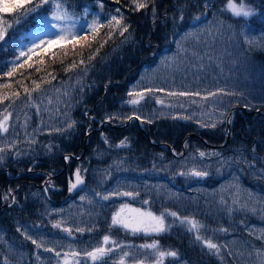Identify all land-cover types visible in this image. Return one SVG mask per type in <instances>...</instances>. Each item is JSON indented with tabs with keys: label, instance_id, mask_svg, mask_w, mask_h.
<instances>
[{
	"label": "trees",
	"instance_id": "obj_1",
	"mask_svg": "<svg viewBox=\"0 0 264 264\" xmlns=\"http://www.w3.org/2000/svg\"><path fill=\"white\" fill-rule=\"evenodd\" d=\"M245 3L257 15L234 17L224 11L226 0H148L138 10L133 0H67L82 26L94 19L106 24L123 14L129 30L120 36L113 28L111 39L107 27L95 37L89 34L90 46L83 49L86 72L84 65L64 70L81 58L77 46L76 54L69 47L68 55L50 58L46 70L12 78L20 97L0 103V117L11 113L7 137L0 139L5 147L0 153V264H57L56 251L63 254L72 246L83 254L108 233L121 242L117 228H109L111 216L122 204L137 203L130 197L100 198L114 190L138 192L136 199L147 201L144 209L157 215L170 210L196 219L204 226L203 240L218 245V252L208 249L187 225L166 216L168 230L158 240L178 256L166 257L164 264H264V0ZM37 15L14 23L5 42L14 33L22 39V30L29 28L24 37L29 42L37 34L34 27L43 33ZM5 19L13 20L11 15ZM97 48L98 55L88 61ZM14 55L12 48L0 51V62ZM184 58L185 67L180 65ZM40 77L50 82L42 83L31 99L15 82L23 80L31 89ZM133 90L145 92L137 105L128 103ZM181 91L200 95H168ZM211 92L217 95L203 99ZM132 115L140 117L143 128L133 120L125 129L108 125L91 134L104 122L120 126ZM191 134L197 137L187 139ZM86 138L84 158L69 159L66 171L45 183L49 174L65 169L66 156L82 155ZM119 143L131 146L118 150ZM81 164L88 169V183L73 196L69 183ZM192 170L207 176L190 175ZM13 197L14 204L5 206ZM57 222L71 227L77 239L53 227ZM27 236L41 239L42 246ZM56 238L76 242L45 251L46 241ZM122 242L138 246L151 240ZM144 251L150 250L136 256L142 258Z\"/></svg>",
	"mask_w": 264,
	"mask_h": 264
},
{
	"label": "snow or ice",
	"instance_id": "obj_2",
	"mask_svg": "<svg viewBox=\"0 0 264 264\" xmlns=\"http://www.w3.org/2000/svg\"><path fill=\"white\" fill-rule=\"evenodd\" d=\"M135 3V8L143 9L148 6V0H133ZM45 5H48V10L51 12L50 18L47 15L41 14L38 19L41 25L42 35L34 34L32 42L29 44H24L23 40L19 39L14 33L13 36L5 42V38L8 36L9 29L13 27V24L20 23L22 19L28 17L32 13H37ZM103 5H101L102 7ZM120 10L117 9V12ZM224 11L230 12L234 17H243L248 19L257 15V12L254 7H248L245 4V0H240L239 4L236 0H226ZM19 12V16H15L13 20H6L3 16H0V51H5L8 48H12L15 52V55L12 59H6L0 62V103H3L5 100H12L15 103V100L20 97V92L13 88L12 78L20 72L21 69L33 68L35 67L36 72L41 71V67H36V65L43 66L44 56L51 52L52 49L60 48L64 55H68L67 48L71 46L73 54H76L77 46H80V59L79 61H73L69 64L64 70L72 71L78 65H84V71H87L86 61L83 57V49L90 46L89 34L95 37L98 34L99 29L109 28L108 39L112 38L113 32L111 29L118 28L119 35L123 36L124 33L128 32L129 25L123 24V14L119 18L115 15L111 16L107 23H101L100 20L94 19L90 25L81 26L84 30L77 29V21L74 19L72 13L68 10L67 0H0V13H16ZM183 19V17H181ZM199 19V17H197ZM48 29H55L54 34H49ZM107 41H105L106 43ZM249 44H254L256 42L249 40ZM261 46L264 47V41H261ZM103 47V44L100 45ZM99 48L91 52L87 60L91 61L95 59V56L98 55ZM57 53H52V57L55 58ZM34 57H40L39 60L34 61ZM21 75H23L21 73ZM52 73H48V76H51ZM55 79V77H52ZM17 84H20L23 88L24 93L31 99V94L34 91L40 89L42 83H49L47 77H40L39 81H32V88L29 89L27 85L23 83V80H16ZM11 89V91L5 92L4 90ZM146 91L151 92L153 89H147ZM157 91H162L157 89ZM235 95V93H225ZM144 91H130L128 96L134 97L129 100L128 103L132 105H137L144 98ZM170 96H199L200 93H191V92H169ZM216 92H211L208 96H204L203 99L207 100L209 96H216ZM195 103V101H193ZM11 105H8L10 107ZM11 116V113H7L0 119V131H8V120ZM131 117H129L130 119ZM136 119H140L139 116ZM73 123L67 125L68 128L73 126ZM60 131V129H57ZM5 151L4 146H0V153ZM205 153L201 152L200 156L203 157ZM190 175L197 177L207 176L206 171H196L192 170ZM184 175V173H181ZM84 181L81 178L80 169L78 168L75 172V182L71 184V189H75L77 185L83 184ZM70 189V190H71ZM96 195H100L97 193ZM139 195L138 192L132 191H112L110 193L106 192L103 195H100L102 200H109L113 197H130L135 199ZM83 200L84 197L82 196ZM147 203V201H145ZM166 216L174 218L175 221H179L182 225L188 226V231H194L196 233V239L203 240V237L200 235V229L204 226L200 224L196 219L190 217H180L177 212L166 210L165 213L159 215L151 212L144 211L140 208H133L129 204H122L121 207L111 216L109 228H120L123 229L126 233L131 235L142 234L144 236L156 237L168 230L166 226L165 218ZM53 227L62 229L66 232L69 237L73 236V230L71 227L62 226L61 222H57ZM89 231L92 230L90 227ZM76 231L83 233L85 229L83 227H77ZM223 231H226L223 230ZM27 239H30L37 248L42 245L37 242V240L32 239L31 236H27ZM208 249H216L219 251L218 245L213 243L210 239L203 240ZM45 251L52 252L53 248H45ZM141 250H150L144 251L143 257L139 258L136 256L137 252ZM112 253H116V257H112ZM55 255L57 257H62L63 264H82L81 256L83 255V264H107V259H113L115 264H148L151 260V264H164L166 257L177 258L178 253L174 250H164L162 249L159 240L155 238L151 242H145L140 245H131L124 242H118L113 238L111 233L104 234L102 236L101 242L99 245L92 247L91 250L85 249L83 254L81 251H78L76 248L69 247L63 254L60 251H56ZM131 257V261L128 258Z\"/></svg>",
	"mask_w": 264,
	"mask_h": 264
},
{
	"label": "rangeland",
	"instance_id": "obj_3",
	"mask_svg": "<svg viewBox=\"0 0 264 264\" xmlns=\"http://www.w3.org/2000/svg\"><path fill=\"white\" fill-rule=\"evenodd\" d=\"M237 3L239 4V2H237ZM245 4H246V6H248V7H252V6H249L247 3H245ZM256 12H257V11H256ZM229 13H230V12H229ZM35 14H38V15L36 16V21H37L38 25L41 26L40 23H39V19H38V17H39L41 14H44V15H47V16L50 18V14H51V12L49 13L48 5H45V6H44L43 8H41L37 13H32V14H30L28 17L24 18L23 20H26L27 18L31 19V18L33 17V15H35ZM230 14H231V13H230ZM6 15H11L12 18H14L15 16H19L20 13H19V12H16V13H7V14H3V17L5 18ZM250 18H251V17H250ZM248 19H249V18H248ZM78 20H80V19H78ZM81 26H82V22H81V20H80V22L77 21V28H79L78 30H84L83 28H80ZM31 31H32V28H29V29H27L26 31L22 30V34H21L20 36H21V38H22L21 40H23V43H24L25 45H26V44H29V43L32 42V40H33L34 34L32 35V37H31V41H30V42H29V40L24 39L25 36L30 35V34H28V33H30ZM33 31H35V32H36L37 34H39V35H42V34H43V33H39L40 30L37 31V27H34V28H33ZM17 32H18V31H17ZM48 32H49V34H54V33H55V31H53L52 29H48ZM69 47H71V46H68V48H69ZM68 48H67V51L69 50ZM52 53H57V55L55 56L54 59H58L59 57H62V55L64 54V52H63L60 48L52 49L51 52H49L47 55L44 56V61H45V63H46L50 58H53V57H52ZM39 59H40V57H34V61H35V60H39ZM45 63H44L43 66L36 65V67H41V70H42V69H43V70H46V69H48V68H46ZM185 64H186V60H185V58H184V59H182V62H181L180 65L183 66V67H185ZM27 70H28V71H31V72H34L35 74L37 73L36 70H35V67H33V68H26V69H21L20 72H18L14 77H16L17 75L19 76L21 73L24 74ZM2 118H3V117H0V119H2ZM23 126H28V123H24ZM2 137H7V134H5L4 132L1 131V133H0V139H1ZM18 188L20 189L21 186H19ZM18 188H17V189H18ZM135 202L137 203V206H134V205H130V206L133 207V208H140L141 210L148 211V210H145V209H144V207H145V203H144L143 201L138 200V199L135 198ZM155 214H156V213H155ZM78 215H79V216H80V215H83V213H81V211H78ZM165 222H166V218H165ZM78 224H79V225L81 224V222H80L79 219H78ZM166 225H167V224H166ZM116 230H118L117 236H121V242L124 241L125 238L132 239V238H135V237H143V238H146V239L151 240V241H152L153 238H155L156 240H158V239H162L163 235L166 234V233H163V234H161V235H159V236L151 237V236H144V235H142V234L131 235V234H129V233H126L123 229H120V228H117ZM48 233H49V232H48ZM63 234L66 235V236H68V234H67L66 232H63ZM73 236H74V238H75V233H73ZM71 238H72V237H71ZM72 239H73V238H72ZM75 239H77V237H76ZM36 240L39 241V242H41V239H38V238H37ZM116 240H117L118 242H120V241L117 239V237H116ZM46 242L48 243V245L46 246V248H51V247L62 248L63 246H66L67 242H68V244H69V243H75L76 240H71V241H70V240H64V239H61V238H56V239H54V240L52 241V243H51V240H49V239H48ZM160 245H161V247H162V242H160ZM1 247L5 249V245L2 244ZM69 247H72V246H68L67 249H68ZM5 251H7V250L5 249ZM116 255H117L116 253H112V257H116ZM57 258H58V263H57V264H63L62 257H57ZM106 259H107V264H115V262H114L113 259H110V258H106ZM81 260H82V264H83V255L81 256ZM7 262H10V261H7ZM23 262H26V261H23ZM89 264H90V262H89ZM126 264H127V262H126ZM148 264H149V263H148Z\"/></svg>",
	"mask_w": 264,
	"mask_h": 264
},
{
	"label": "water",
	"instance_id": "obj_4",
	"mask_svg": "<svg viewBox=\"0 0 264 264\" xmlns=\"http://www.w3.org/2000/svg\"><path fill=\"white\" fill-rule=\"evenodd\" d=\"M241 109H243L244 111H246L247 113H250L247 109H245V108H241ZM256 112H252V114H255ZM257 113H260V112H257ZM133 119H136V116H132L131 117V119H129V121H128V124L129 123H131V121L133 120ZM137 120V119H136ZM138 123H139V121H138ZM124 127V126H123ZM122 127V128H123ZM114 128H119V127H116V126H114ZM190 137H197L195 134H191V135H189L188 136V138H190ZM159 146V145H158ZM129 146L128 145H120L119 147H118V149H122V148H128ZM87 148V146L85 145V149ZM66 170V167H65V169H64V171ZM63 171V172H64ZM63 172H61V173H63ZM50 177L51 178H53V176L52 175H50ZM83 179V181H84V183L83 184H79V185H77V187L75 188V189H71V187H70V191H71V193L73 194V195H75V194H77L81 189H83L84 187H85V185L87 184V180H86V178L84 177V178H82ZM45 190H46V188H45Z\"/></svg>",
	"mask_w": 264,
	"mask_h": 264
},
{
	"label": "flooded vegetation",
	"instance_id": "obj_5",
	"mask_svg": "<svg viewBox=\"0 0 264 264\" xmlns=\"http://www.w3.org/2000/svg\"><path fill=\"white\" fill-rule=\"evenodd\" d=\"M104 123H106V122H104ZM103 123V124H104ZM103 124H101L100 125V127H98V128H96L93 132H91V133H94V132H101V131H103L105 128H106V126H108V125H105V126H103ZM110 126V125H109ZM112 127V126H111ZM115 129V128H114ZM47 181V180H46Z\"/></svg>",
	"mask_w": 264,
	"mask_h": 264
},
{
	"label": "bare ground",
	"instance_id": "obj_6",
	"mask_svg": "<svg viewBox=\"0 0 264 264\" xmlns=\"http://www.w3.org/2000/svg\"><path fill=\"white\" fill-rule=\"evenodd\" d=\"M261 114V113H260Z\"/></svg>",
	"mask_w": 264,
	"mask_h": 264
}]
</instances>
